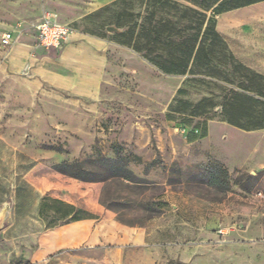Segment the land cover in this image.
Masks as SVG:
<instances>
[{
	"label": "rangeland",
	"instance_id": "rangeland-1",
	"mask_svg": "<svg viewBox=\"0 0 264 264\" xmlns=\"http://www.w3.org/2000/svg\"><path fill=\"white\" fill-rule=\"evenodd\" d=\"M183 7L196 10L185 0H0V37H13L10 47L0 44V137H11V148L24 151L14 157L16 166L37 165L32 179L64 186L69 198L40 199L46 228L60 213L67 220L110 213L145 231L123 254L86 250L78 264H264V129L228 124L264 125V81L222 60L219 43L212 46L209 68L201 57L183 75L164 74L146 59L170 56L175 45L132 49L145 47L148 40L137 36V26L149 18L177 29L184 22L190 26L192 14L182 17ZM45 14L116 50H108L99 99L53 89L51 103L38 100L27 109L33 115H22L9 98L14 84L3 68L17 44L38 59H55L58 51L39 48L33 37V25ZM109 26L118 31H106ZM234 94L241 101L234 103ZM5 149L0 145V175L13 164V152ZM117 159L124 160L130 178L108 163ZM74 162L82 164V180L54 169ZM18 168L17 177L24 174ZM4 184L10 191V180ZM26 200L0 199V214L7 215L0 227V264L30 261L32 238L2 232L15 204Z\"/></svg>",
	"mask_w": 264,
	"mask_h": 264
},
{
	"label": "crops",
	"instance_id": "crops-1",
	"mask_svg": "<svg viewBox=\"0 0 264 264\" xmlns=\"http://www.w3.org/2000/svg\"><path fill=\"white\" fill-rule=\"evenodd\" d=\"M214 20L215 31L233 59L264 79V0L224 11L215 15ZM108 50H116V46L102 38L76 32L57 49L55 59H38L29 53L27 46L14 45L3 69L13 79L15 96L9 98L20 109L17 113L33 115L27 109L37 107L38 100L51 103L53 89L81 99H99L107 81ZM10 139L7 135L0 137L5 152H13V164L6 167V174L0 175V181L10 180L11 190L7 186L2 189L6 184L0 182V199L27 200L15 204L17 208L14 206L10 213L11 224L2 232L8 237L32 238L28 264H78L76 258L82 251L112 249L123 254L127 246L143 240L144 229L123 225L110 213L69 220L67 214L60 213L53 226L46 228L41 218L40 199H69L64 196L65 187L46 177L33 180L30 175L37 165H17L18 171L24 173L17 177L14 157L25 153L21 149L15 152L8 142ZM8 172L12 176L8 177Z\"/></svg>",
	"mask_w": 264,
	"mask_h": 264
},
{
	"label": "trees",
	"instance_id": "trees-1",
	"mask_svg": "<svg viewBox=\"0 0 264 264\" xmlns=\"http://www.w3.org/2000/svg\"><path fill=\"white\" fill-rule=\"evenodd\" d=\"M164 3H168V0H160ZM190 2L196 7V10L189 9L183 7L182 9V17L185 15L187 11L192 14V22L191 25L188 26L186 22L179 29L176 27L170 26L169 22L165 24H158L155 21H152L151 18L148 19V22L141 23L137 26V36L141 38H147V42L145 47L143 48H134L132 49L138 53L147 51L149 49H157L162 44H170L175 45V53L168 56L161 55L158 53L155 58H149L146 56V59L153 64L160 72L167 74V75H183L188 71L189 64L196 65L201 59V57L206 58L205 61L209 66L212 64L213 60L215 59L212 55V46L216 43H219V50L222 54V60H226L227 58L232 61L236 68H242L244 71L248 69L241 66L237 61L233 59L230 52L227 49L226 44L222 40V38L216 33L215 31V20L214 16L220 14L224 11L231 10L234 8H238L241 6L249 5L255 2L263 1V0H185ZM157 3V2H156ZM183 19V18H181ZM185 20V18H184ZM113 27V26H109ZM118 30L117 27H114ZM188 30L190 33L188 34ZM187 33V34H186ZM136 36V37H137ZM206 43V51L204 50V45ZM148 48V49H147ZM159 49V48H158ZM205 55V56H204ZM217 60L218 57H217ZM214 63H216L214 61ZM251 72L250 70H248ZM258 78L264 79L251 72ZM240 90L250 91L246 85L239 86ZM249 89V90H248ZM253 91H256L255 89ZM240 96L234 94V98L232 99L235 103L236 99ZM241 110V109H240ZM229 125L233 127H237L241 130L251 131V130H258L264 129V125L259 126L255 125L254 127L248 126L247 124L243 123L242 121L238 124L228 122ZM108 163H113L119 166L122 170L123 175L121 178L128 179L131 177L130 171L126 168V164L124 160L117 159L108 161ZM54 169L61 173L68 176H71L76 179L82 180L85 175L84 170H82V164L79 162L74 163H61L54 166ZM77 170L78 172H74Z\"/></svg>",
	"mask_w": 264,
	"mask_h": 264
},
{
	"label": "built area",
	"instance_id": "built-area-1",
	"mask_svg": "<svg viewBox=\"0 0 264 264\" xmlns=\"http://www.w3.org/2000/svg\"><path fill=\"white\" fill-rule=\"evenodd\" d=\"M32 29L37 46L44 50L59 49L73 32L69 23H61L49 14L43 15ZM12 41V32H4L0 37L2 47H10Z\"/></svg>",
	"mask_w": 264,
	"mask_h": 264
},
{
	"label": "water",
	"instance_id": "water-1",
	"mask_svg": "<svg viewBox=\"0 0 264 264\" xmlns=\"http://www.w3.org/2000/svg\"><path fill=\"white\" fill-rule=\"evenodd\" d=\"M106 31L114 33V32H117L118 30L116 28H114V27H107ZM4 217H5V214L1 213L0 214V227H1L2 223H3Z\"/></svg>",
	"mask_w": 264,
	"mask_h": 264
}]
</instances>
